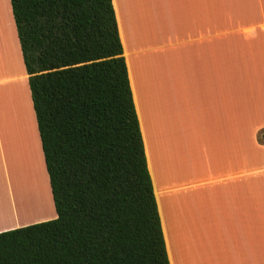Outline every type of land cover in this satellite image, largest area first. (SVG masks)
<instances>
[{"label": "crops", "instance_id": "obj_1", "mask_svg": "<svg viewBox=\"0 0 264 264\" xmlns=\"http://www.w3.org/2000/svg\"><path fill=\"white\" fill-rule=\"evenodd\" d=\"M10 1L0 0L10 76L0 84V190L12 170L17 186L0 191L11 210L0 231L57 216L53 200L50 216H14L17 202L50 204L52 192ZM113 4L171 264H264V0ZM34 154L39 182L25 171Z\"/></svg>", "mask_w": 264, "mask_h": 264}, {"label": "trees", "instance_id": "obj_2", "mask_svg": "<svg viewBox=\"0 0 264 264\" xmlns=\"http://www.w3.org/2000/svg\"><path fill=\"white\" fill-rule=\"evenodd\" d=\"M11 5L57 216L0 264H171L113 0Z\"/></svg>", "mask_w": 264, "mask_h": 264}, {"label": "bare ground", "instance_id": "obj_3", "mask_svg": "<svg viewBox=\"0 0 264 264\" xmlns=\"http://www.w3.org/2000/svg\"><path fill=\"white\" fill-rule=\"evenodd\" d=\"M0 8H4V5H0ZM10 60H11V57H10ZM14 71H16L15 70V68H14ZM8 77V76H7ZM2 78H3V76H2ZM1 79V78H0ZM5 82V81H4ZM0 84H1V82H0ZM17 84H19V83H14V84H12V83H9L6 87L8 88V87H10V86H17V89H18V91L20 92V99H21V101H22V105H24V107L22 106V111L23 112H25L26 111V103H25V99H24V95H23V90H22V88L20 87V85H17ZM4 86V85H3ZM6 87H4L5 89H7ZM5 89H3V90H5ZM1 92L3 93V95L5 94L4 92L5 91H1V87H0V108L1 107H3L4 106V102H3V97L1 98ZM5 96V95H4ZM5 101V100H4ZM0 117L2 118V120H3V123L5 122V120H4V118H5V116H4V118H3V115H1L0 114ZM6 145H8L7 144V142H6ZM5 153V152H4ZM11 156H12V158H13V155H12V152L10 151V153H9ZM34 158H35V163L33 164V167L31 168V167H29L28 168V170H25V171H27L28 173H29V171H30V173L31 174H33V175H35V177L36 178H34V181L35 182H37V180H38V182H39V179H40V181H42V179H43V177L41 178V175H39L40 174V171L39 170H37L38 169V161H37V158H36V155L34 154ZM7 159V158H6ZM14 168H16V167H14ZM8 171H11V170H8ZM14 170H12L11 171V178H12V182H11V184L12 185H9V182L8 181H6V179H5V181L4 180H1L2 181V184H3V188L1 189L2 190V195L3 196H6L7 197V195L9 194V192L11 191V186H13V184H14V186H13V190L15 191V189H16V186H17V184L15 185V180L13 181V179H15L14 177H16V173L15 172H13ZM16 171V170H15ZM20 171H23V170H20ZM20 171H16L17 173L19 172V173H21ZM24 171V172H25ZM35 171V172H34ZM15 173V174H14ZM9 174H10V172H9ZM22 174H23V172H22ZM22 174H17L18 176H20L21 177V175ZM10 176V175H9ZM8 176V177H9ZM31 176V175H30ZM4 177H5V175H4ZM4 177H3V174H2V177H1V179H4ZM30 179H31V182L33 183L34 181H32V176L30 177ZM3 182H5V183H3ZM41 183V182H40ZM1 184V183H0ZM5 184V185H4ZM15 188V189H14ZM0 190V191H1ZM5 198L3 197V200H4ZM2 202H4V204H5V201H2ZM3 204V203H2ZM47 206H50V204H49V200L48 199H46V200H41V201H38V202H35V203H24V202H17L16 203V207H15V209H14V216H15V213H16V215H17V217L19 218V221L20 222H26V221H30V220H32V219H36V218H39L40 216H42L44 213H43V211H44V209H45V207H47ZM10 208V207H9ZM10 213H11V210H9L5 205H3V206H0V218L1 219H3L4 218V220H6V222H7V219H6V215L8 216V215H10ZM2 221V222H4L5 224H6V222L5 221ZM11 221V220H10ZM1 222V221H0ZM12 222V221H11ZM0 224H2V223H0ZM3 225V224H2ZM7 225H8V223H7ZM9 225H10V223H9ZM4 226V225H3ZM6 226V225H5Z\"/></svg>", "mask_w": 264, "mask_h": 264}, {"label": "rangeland", "instance_id": "obj_4", "mask_svg": "<svg viewBox=\"0 0 264 264\" xmlns=\"http://www.w3.org/2000/svg\"><path fill=\"white\" fill-rule=\"evenodd\" d=\"M11 2V1H10ZM8 7H9V5H8ZM10 8V7H9ZM10 11V10H9ZM3 32L1 31V29H0V82H1V84H6V83H8V80H9V78H10V76H9V73H8V67H7V64H6V61H5V56L7 55V53H6V46H4V38H3ZM21 65H22V67H23V65H24V62H23V60H22V63H21ZM24 69H25V65H24ZM26 70V69H25ZM2 76H3V78H2ZM8 76V77H7ZM5 81V82H4ZM260 82H262L263 83V79H261L260 80ZM33 114V113H32ZM17 118V119H16ZM15 119H16V121H17V123L19 124V120H20V117L18 116V117H15ZM33 120L36 122V124H37V121H36V116H35V114L33 115ZM27 122L29 123V121L27 120ZM15 124H16V122H15ZM29 125H30V123H29ZM29 129V128H28ZM17 137H20V132H17ZM4 138V137H3ZM4 150H5V153L7 154L6 156H8L9 155V153H10V151H12V155H13V160H14V149H13V145L10 143H8V145H6V143H4ZM252 146H250V149L249 150H251L252 151V148H251ZM41 155V154H40ZM11 156V155H10ZM42 156H43V153H42ZM246 156V155H245ZM9 157V156H8ZM12 157V156H11ZM43 158V157H42ZM247 158V157H246ZM11 162H12V160H11ZM260 165V163H258V162H255V163H251V162H245V168H252L253 166H259ZM2 167H3V164H2ZM4 170V169H3ZM26 170H28V166H26ZM48 190H49V187H48ZM48 195H49V193H48ZM50 196V195H49ZM51 200H50V206H48V207H46V209H48L47 210V216L49 215H52L51 213H50V211H52V206H51V202H52V200H53V197H52V194H51V197H49ZM53 210H55V207H54V209ZM56 211V210H55ZM46 215V214H45ZM37 219V218H36Z\"/></svg>", "mask_w": 264, "mask_h": 264}]
</instances>
